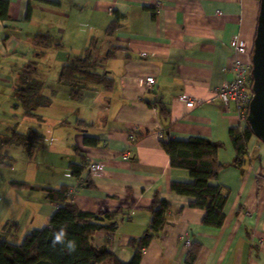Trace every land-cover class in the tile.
<instances>
[{"label":"crops","instance_id":"1","mask_svg":"<svg viewBox=\"0 0 264 264\" xmlns=\"http://www.w3.org/2000/svg\"><path fill=\"white\" fill-rule=\"evenodd\" d=\"M6 1L10 20L0 21V158L7 157L0 164V222L10 230L0 239L9 241L12 231L18 230L25 204L30 209L26 234L45 227L58 209L41 193L28 191L23 196L9 182L65 186L73 190L71 203L83 213H121L116 230L98 232L94 242L97 247L108 242L109 253L127 264L131 259L127 245L144 235L148 209L157 193L170 205L166 226L142 251L139 264H185L193 243L201 246L195 264H264V144L252 136L243 170L232 167L235 153L229 131L243 124L233 106L226 109L213 99V93L233 78L228 46L232 37L237 35L249 48L253 46L259 0H161L159 8L157 0ZM115 13L122 17L120 28L108 36ZM39 35L51 36L54 46H35L33 39ZM92 39L97 41L99 57L110 47L120 48L113 59L102 60L113 89L92 90V97L72 107L76 132L69 141L61 125L46 132L55 138V156L60 157L61 147L73 142L74 152L59 163L58 174L48 179L46 174L48 182L35 183L28 161L25 171L30 177L21 178L24 150L5 142L12 132H43L39 122L43 115L24 114L18 101V89L28 84L26 70L33 67L32 78L41 84L39 107L55 105L58 79L46 75L50 68L41 61L56 60L52 70L59 73L68 58L83 55ZM150 76L154 78L150 90L137 85L139 78ZM182 96L200 103L187 108ZM87 99L92 104L84 105ZM154 100L168 108L167 122L147 106ZM131 133L142 137L132 143ZM166 137L203 138L222 145L217 160L224 168L210 183L228 191L222 228L203 227V212L188 208L189 199L170 190L172 182L193 180L187 172L169 166L160 144ZM85 138L95 139L96 145L85 146ZM80 156L86 165H102L93 176L88 171L81 175V180L88 175L90 188L68 172L71 163H81Z\"/></svg>","mask_w":264,"mask_h":264},{"label":"trees","instance_id":"2","mask_svg":"<svg viewBox=\"0 0 264 264\" xmlns=\"http://www.w3.org/2000/svg\"><path fill=\"white\" fill-rule=\"evenodd\" d=\"M9 8L6 0H0V21L5 22L9 19ZM115 17L109 24L106 34L111 36L114 31L120 28L119 20L122 17L114 14ZM28 20V15L26 17ZM38 48H48L54 46L51 36L39 35L33 39ZM97 41L92 39L83 55L70 57L61 68L58 74L57 83L68 89L69 99L74 102H82L87 93L97 88L111 91L113 89V80L102 70V60L113 59L116 52L120 50L118 46L110 47L102 57L97 54ZM27 86L17 91L18 101L24 114L34 115L33 111L39 103V91L41 84L33 77V67L28 68ZM149 108L157 110L161 121H168L169 110L160 101L154 100L147 102ZM164 134H167L166 130ZM135 143L142 135L131 133ZM250 129L246 123L242 127L231 129L229 131L230 141L235 153V157L230 165L237 170H243L247 160V145L252 137ZM6 145H16L26 153L31 155L36 145L42 138L37 131H30L27 134H18L12 132ZM164 142H160L165 154L169 156V166L173 170H183L187 172L189 178H192L191 184L172 182L170 190L177 196H183L189 199L188 208L197 209L203 212L204 217L201 225L213 230L222 228L225 221L224 209L227 204L228 191L220 186H212L210 183L217 180L219 172L224 168L217 160L219 149L222 145L211 143L206 139L189 138L187 141L172 140L168 137ZM85 146L96 145V140L85 138ZM0 158V164H4ZM80 164L71 163L68 166V172L75 180L82 183L84 187H91L89 177L81 180V175L87 171L89 165H86L84 156ZM8 185L16 190H28L39 192L49 202L58 206L57 211L49 218L47 225L41 229L28 232L20 243L3 240L0 242V264H120L115 256L108 251V242L101 246H96L94 237L98 232L108 234L114 232L118 225V218L121 213L92 215L81 212L71 203L69 188L60 186L59 188L33 186L20 181L9 182ZM148 209L149 223L144 235L139 239L131 240L127 249L131 252V259L127 264H139L142 258L143 250L153 239L161 234L166 226V218L170 210L169 203L163 201L156 193ZM105 222V225H103ZM64 228L66 231V240L75 241V250H69L62 245L52 246L53 234ZM198 243H193L190 251L187 253L185 264H195L201 251Z\"/></svg>","mask_w":264,"mask_h":264},{"label":"rangeland","instance_id":"3","mask_svg":"<svg viewBox=\"0 0 264 264\" xmlns=\"http://www.w3.org/2000/svg\"><path fill=\"white\" fill-rule=\"evenodd\" d=\"M56 60H52L50 61V59L48 60V58H44L41 61V65H45L46 67L50 68V72L46 73V75H48V77L54 78V79H58V72H54L52 70V68L54 67V63ZM52 85V84H49ZM56 90L58 95L55 98V95L53 96L54 99L56 100V104L55 105H51L50 104L47 105V107H42L40 108L39 106H37L35 108V114L38 115H43V118L39 119L40 125H43V132L40 130L39 133L41 135L42 140L41 142H39L38 144H35L36 147L33 150V152H31V155H29L28 153H26V150H24V155L20 161L22 162V166H21V171H20V177L24 178L25 175L28 176V172L25 171V166H27L25 162H30L31 166H32V173L33 176L32 177V181L39 182V184L42 182H48L49 180H47L49 178V176H52L54 173V175L58 174L56 172L57 168L60 166V162L64 161L65 159L68 158V156L66 154H70L72 152H74V148H73V142H67V146H65L64 148L61 147V153L62 155L60 157L55 156L54 155V151H55V145H54V141L55 138L48 136L46 134V132L48 130H52L55 127H57L58 125H61L62 127H64V137L65 139H67L68 141L70 140V138L72 137V134L74 135V133L76 132L75 129V124H74V119L76 117V112H74V109H72L73 106L80 104L82 102H74L72 100L69 99L68 96V89L59 85L58 83H56ZM51 89V87L49 88ZM93 94L87 93L85 98H90L92 97ZM90 101L87 99V102L84 103V105H86L87 103H89ZM93 102V100H92ZM92 102H90V104H92ZM95 104V102H94ZM86 110V109H85ZM33 111V112H34ZM87 111V110H86ZM23 124V123H22ZM9 125H4V127H8ZM40 129V127H39ZM59 153V152H57ZM27 160V161H26ZM18 172L15 171V174H17ZM12 174H14L12 172ZM47 174V179L45 178L44 175ZM31 179V178H29ZM46 187V186H45ZM20 191V190H18ZM22 193L21 195L25 196L26 194H28V190H21ZM25 209V210H24ZM30 211L29 207H27V205L25 204L23 207V210L20 214V217L18 219L19 223V228L18 230H14L12 231V238L9 239V241L15 243H20L23 239V237L26 235L25 233V228H26V216L28 214V212ZM23 216V217H22ZM3 216L1 215V211H0V220ZM5 222H0V236H2L3 233L8 234L7 231L10 230L9 227H4ZM21 238V239H18ZM4 239H0V242L3 241Z\"/></svg>","mask_w":264,"mask_h":264},{"label":"built area","instance_id":"4","mask_svg":"<svg viewBox=\"0 0 264 264\" xmlns=\"http://www.w3.org/2000/svg\"><path fill=\"white\" fill-rule=\"evenodd\" d=\"M161 4L162 1L157 0L156 7L159 8ZM228 46L232 58L230 70L233 78L231 82L213 93V99L226 109L233 106L244 125L247 119L248 104L253 98V92H251L253 83L251 80V52L253 46L249 48L237 35L232 37ZM153 84L154 78L152 76L139 78L137 81V85L145 90H150L154 86ZM180 100L185 107L190 109L195 108L200 103V101L195 102L188 96H182ZM125 159H128V157H125ZM101 169L102 165L95 162L88 167L87 173L93 176ZM72 192L73 190L69 191V194H72Z\"/></svg>","mask_w":264,"mask_h":264},{"label":"water","instance_id":"5","mask_svg":"<svg viewBox=\"0 0 264 264\" xmlns=\"http://www.w3.org/2000/svg\"><path fill=\"white\" fill-rule=\"evenodd\" d=\"M256 35L251 52L253 98L249 102L246 125L252 135L264 144V0H259Z\"/></svg>","mask_w":264,"mask_h":264},{"label":"clouds","instance_id":"6","mask_svg":"<svg viewBox=\"0 0 264 264\" xmlns=\"http://www.w3.org/2000/svg\"><path fill=\"white\" fill-rule=\"evenodd\" d=\"M56 245L65 246L69 252L75 250V241L66 240V231L64 228H61L59 231L53 234L52 246Z\"/></svg>","mask_w":264,"mask_h":264}]
</instances>
